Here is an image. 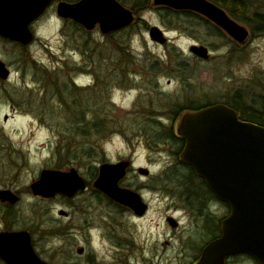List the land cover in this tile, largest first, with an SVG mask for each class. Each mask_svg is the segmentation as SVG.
I'll return each mask as SVG.
<instances>
[{
    "label": "rangeland",
    "instance_id": "374dc122",
    "mask_svg": "<svg viewBox=\"0 0 264 264\" xmlns=\"http://www.w3.org/2000/svg\"><path fill=\"white\" fill-rule=\"evenodd\" d=\"M118 1L135 14L134 0ZM150 3L135 14L136 23L111 38L98 27L88 31L61 18L58 1L32 25L30 45L0 37V60L11 70L9 80H0V191L20 197L14 206L0 201V232H30L36 253L50 264H194L205 246L201 224L188 226L178 200L169 215L182 225L169 229L160 199L177 189L179 180L171 178L169 188L154 178L153 190L143 194L151 209L140 220L116 212L94 193L46 200L35 196L31 185L43 170L75 168L92 180L103 163L128 158L157 176L176 161L178 148L160 146L161 139L153 142L155 137L141 133L144 121L169 128L180 106L224 102L237 90L250 102L264 96V32L253 33L252 24L237 20L251 33L240 44L225 32H214V24L200 15L168 17ZM245 5L250 22L264 14V0H246ZM153 26L166 33L168 44L152 41ZM194 45L208 47L212 58L192 55ZM96 109L120 130L107 137L73 138L77 113L85 110L88 131ZM68 142L70 153L63 150ZM80 147L92 152L81 156ZM62 210L71 217H62ZM79 247L85 255L78 254ZM229 264L258 263L244 257Z\"/></svg>",
    "mask_w": 264,
    "mask_h": 264
},
{
    "label": "water",
    "instance_id": "95a60500",
    "mask_svg": "<svg viewBox=\"0 0 264 264\" xmlns=\"http://www.w3.org/2000/svg\"><path fill=\"white\" fill-rule=\"evenodd\" d=\"M53 1L0 0V36L22 45L31 44L35 38L31 24ZM153 2L155 6L200 14L240 44L248 39V30L209 0ZM57 12L61 18L71 19L88 31L99 25L104 35L135 22L134 13L118 0L60 2ZM149 36L161 45L168 42L165 32L157 26L150 28ZM190 51L201 59H210L205 46L195 45ZM10 75V69L0 60V80H8ZM177 132L185 140L181 160L231 209L230 216L222 222L221 237L204 249L198 264H226L228 258L238 255H248L264 264V127L243 121L234 108L219 103L184 114ZM129 165L128 161L103 164L95 187L114 201L144 214L146 207L140 196L120 188ZM31 189L35 196L44 198L58 194L73 197L86 189V183L76 169L44 170ZM0 200L14 205L19 196L10 190H1ZM171 224L173 228L178 225L174 219ZM78 251L83 253L84 249ZM0 259L6 264H50L38 256L28 231L0 233Z\"/></svg>",
    "mask_w": 264,
    "mask_h": 264
},
{
    "label": "flooded vegetation",
    "instance_id": "af4514ba",
    "mask_svg": "<svg viewBox=\"0 0 264 264\" xmlns=\"http://www.w3.org/2000/svg\"><path fill=\"white\" fill-rule=\"evenodd\" d=\"M253 30H254L253 33L258 32L255 29ZM250 37H251V33H250ZM74 84H76L75 81H74ZM259 97H260L259 101H263L264 103V96L260 95ZM248 98H250V96H248L247 99ZM256 101L257 100L255 99L254 102ZM254 102H250L248 99V106L251 107L253 105L252 103ZM181 107L182 106H180V108ZM202 107L204 106L194 108V106L190 105L188 107L186 106L183 107L182 110L180 108L175 109V114H174L175 118L171 121V125L169 126V128H171L172 133H173V140H170V139L159 140L157 144H159L160 146L163 144H166L169 146L171 145L174 147H178L179 149L174 158L176 159V161L171 163L166 168H164V170L160 172L157 176H155L154 173H152L148 168H143V167L136 168L134 160L132 158L125 159L126 161L130 163V165L127 168L126 176L120 182V188L124 190L132 191L133 193L140 196L144 207H146V211L144 214L139 213L138 211L129 207L128 205L114 201L109 196H107L105 193H103L101 190L95 187V182L97 181L100 175V167L105 163H103L101 166H99L96 169L94 175L92 176V180H87L84 178L86 186H87L86 190H79L73 197L57 195L53 198L63 196L65 198L74 199L80 196V194L84 192L94 193L100 196L103 200H105L110 206L114 207L116 209V212H126V213L131 214V216H133L136 220H140V219H144L146 215L148 214L149 210L151 209V204L146 200L143 194H145L146 191L153 190L152 183L155 182L154 178L157 177L158 180L163 185L168 186L169 188L171 185V178L174 181L179 180V183H178L179 185H176L177 189H173V190L169 189V191L173 193L167 192L166 194H163L160 197V199H162V203H164L166 206L165 224L167 225L169 229H172V230L177 231L179 228H181L182 224L178 220H177L178 227L176 228L172 227L171 219L174 218V216L169 215L170 214L169 212L172 210V207H174L177 201L179 200L183 205L182 207L184 211L183 213L186 216V221L188 223V226H192L195 223L199 222L201 224V227L203 228V234H202L201 239L203 242H205V246L204 247L203 245L201 246V249H200L201 253L199 254L196 262L194 263V264H198L201 260L204 249L210 243H212L213 241L221 237L222 235L221 224L231 214V209L229 205L220 201L218 197L215 195V193L207 186L204 179L199 177L194 172L191 166L187 165L181 160V153L185 147L184 139L181 138L177 133V128L180 123L181 117L187 112L196 111ZM119 162H123V160ZM180 168L184 169L185 173H182L179 170ZM146 169L149 170V173L144 172V170ZM140 180L144 181L141 186L139 185ZM53 198H43V199L49 200ZM220 211L222 212L221 215H220ZM60 215L65 218L71 217V214H69L65 210L60 211ZM203 242H201V244ZM79 248L84 249V251L83 253H79L77 249L78 254L80 256L85 255L86 253L85 248L84 247H79ZM244 257H247L249 259L251 258L247 255H238V256L227 259L226 264H229V262L232 259H238V258H244ZM251 259L255 260L254 258H251Z\"/></svg>",
    "mask_w": 264,
    "mask_h": 264
},
{
    "label": "trees",
    "instance_id": "16d2710c",
    "mask_svg": "<svg viewBox=\"0 0 264 264\" xmlns=\"http://www.w3.org/2000/svg\"><path fill=\"white\" fill-rule=\"evenodd\" d=\"M124 1L126 2V0ZM150 1L151 0H134L133 5H131V8L135 12V14H138L140 11L147 9L151 6ZM212 1L218 4L219 6L225 8L234 19L244 21L247 23L249 22L250 24L253 25V29L261 33L264 32V14H255L252 17L251 22H250V19L245 17V13L247 10L246 5H245L246 0H212ZM161 9H163L166 12L168 17H172L175 15H182V16L185 15L186 17L197 16L196 14L191 13V12H177L169 8H161ZM213 29H214V32L224 35L223 31L219 29L218 27H216L215 25L213 26ZM112 36H109V38H111ZM155 67H157V63H155ZM241 92H243V90H237L232 95V97H225L223 103L234 108L240 114V117L242 120L255 122V124H258L264 127V103L263 101H256L252 103L253 105L251 107H249L247 97H245V95H243V93ZM194 108H197V107L194 106ZM180 109L182 110L183 107H181ZM80 113L81 114L77 113L76 115V120L78 123H75L73 128L70 130V134L73 138H75L77 135H80L83 139H87L89 136L94 135V134H96V136L98 137H107L115 130L117 129L120 130L119 127H114L115 125L111 124L110 123L111 120H109L106 116H102L100 110L96 109L94 110V113H92V119H93L92 126L91 128H89L90 130L87 131L85 127V110L84 112L81 111ZM150 123L151 121H144L143 124L145 125V127L142 129L141 133H146L147 136L148 134H150L153 137H155L154 138L155 140L151 139L153 142L156 141V138L157 139L159 138L161 140H164V139L173 140V133H172L171 128L162 127L160 124L161 127L157 126L159 128L156 129V123L155 124H150ZM81 147L78 148L81 153V156H85L86 154H90V152H92V150L88 148L83 149ZM70 148L71 146L69 145V142H68L64 146L63 150L69 151L68 153H70ZM75 155H76V149H74L73 151V156Z\"/></svg>",
    "mask_w": 264,
    "mask_h": 264
}]
</instances>
